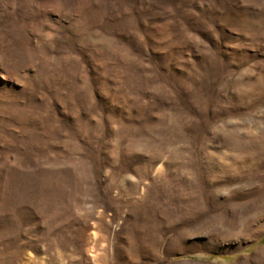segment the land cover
Listing matches in <instances>:
<instances>
[{
    "label": "rangeland",
    "instance_id": "374dc122",
    "mask_svg": "<svg viewBox=\"0 0 264 264\" xmlns=\"http://www.w3.org/2000/svg\"><path fill=\"white\" fill-rule=\"evenodd\" d=\"M0 264H264V0H0Z\"/></svg>",
    "mask_w": 264,
    "mask_h": 264
}]
</instances>
